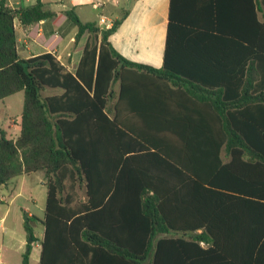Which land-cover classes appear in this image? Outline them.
<instances>
[{"label":"trees","instance_id":"obj_1","mask_svg":"<svg viewBox=\"0 0 264 264\" xmlns=\"http://www.w3.org/2000/svg\"><path fill=\"white\" fill-rule=\"evenodd\" d=\"M53 15L0 0V100L23 93L0 185L43 174L38 264H264V0H169L160 68L72 9L73 73L19 58L14 21Z\"/></svg>","mask_w":264,"mask_h":264},{"label":"crops","instance_id":"obj_2","mask_svg":"<svg viewBox=\"0 0 264 264\" xmlns=\"http://www.w3.org/2000/svg\"><path fill=\"white\" fill-rule=\"evenodd\" d=\"M37 2L54 15L29 26H22L17 20L14 21L19 58L28 59L50 53L73 73L88 33L84 32L75 42L77 28L65 15V11L72 9L81 23H94L101 30L109 29L117 22L115 30L108 37L112 48L130 62L152 68L161 67L169 0H6V5L15 10L35 5ZM87 8L92 15H86L84 10ZM44 93L45 96L52 94L49 91ZM7 128L8 131L0 130L6 133L8 139L14 140L19 134L20 118L16 121L11 119ZM9 135L14 137L9 138ZM12 201L13 198L10 203ZM8 213L9 209L0 218V264H22V255L27 252L28 236L25 232V235L11 239V232L6 234L3 223ZM42 233L43 228L39 236L33 233L35 241L29 244L28 264L39 263Z\"/></svg>","mask_w":264,"mask_h":264},{"label":"rangeland","instance_id":"obj_3","mask_svg":"<svg viewBox=\"0 0 264 264\" xmlns=\"http://www.w3.org/2000/svg\"><path fill=\"white\" fill-rule=\"evenodd\" d=\"M84 12H86L87 16L92 15L89 8L85 9ZM117 89L118 84L115 83L113 90L116 91ZM45 94L43 93V95ZM22 101V92L0 100V129L8 131L7 124L9 121L11 119L14 121L19 120ZM8 137H14V135H9ZM45 196L46 188L43 174L41 173L20 175L10 180L7 185H0V199H2L0 200V218L9 209L3 227L6 230V234L11 232V239L16 238L18 235H25L24 225L27 224L33 233H37V236L40 235L42 232L41 221L44 216ZM12 198L13 201L10 203ZM25 217L29 218V223L26 222L27 219L25 220Z\"/></svg>","mask_w":264,"mask_h":264},{"label":"water","instance_id":"obj_4","mask_svg":"<svg viewBox=\"0 0 264 264\" xmlns=\"http://www.w3.org/2000/svg\"><path fill=\"white\" fill-rule=\"evenodd\" d=\"M27 219V217H25V220ZM31 243V241H30V239L28 238V241H27V244H30ZM26 253V252H25Z\"/></svg>","mask_w":264,"mask_h":264}]
</instances>
